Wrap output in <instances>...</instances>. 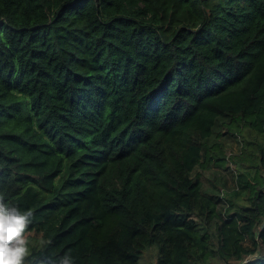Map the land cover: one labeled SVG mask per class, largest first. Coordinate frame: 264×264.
Returning a JSON list of instances; mask_svg holds the SVG:
<instances>
[{"label": "trees", "instance_id": "16d2710c", "mask_svg": "<svg viewBox=\"0 0 264 264\" xmlns=\"http://www.w3.org/2000/svg\"><path fill=\"white\" fill-rule=\"evenodd\" d=\"M0 193L29 264H264V0H0Z\"/></svg>", "mask_w": 264, "mask_h": 264}, {"label": "clouds", "instance_id": "9594fccd", "mask_svg": "<svg viewBox=\"0 0 264 264\" xmlns=\"http://www.w3.org/2000/svg\"><path fill=\"white\" fill-rule=\"evenodd\" d=\"M34 220L32 209L21 210L6 203L5 195L0 193V264H29L32 251L25 233ZM50 264H74V258L66 251L52 257Z\"/></svg>", "mask_w": 264, "mask_h": 264}, {"label": "rangeland", "instance_id": "374dc122", "mask_svg": "<svg viewBox=\"0 0 264 264\" xmlns=\"http://www.w3.org/2000/svg\"><path fill=\"white\" fill-rule=\"evenodd\" d=\"M222 142L225 144V148L223 149L224 152V156L227 158L226 160V164L228 166L233 167L231 161H230V156L231 154L238 152L239 151V146L238 143L235 139L229 138V137H223L222 138ZM227 165L224 164V166H222L223 169L221 170H216L215 174H212L211 177V182L218 188L221 189L223 188L222 185L223 183L226 185L225 187H230L234 185V180L232 178V174L229 171V169L227 168L225 170V168L227 167ZM232 170V168H231ZM213 173V172H212ZM205 176H209L208 173L204 174ZM207 181H205L206 183ZM239 264V263H238Z\"/></svg>", "mask_w": 264, "mask_h": 264}]
</instances>
